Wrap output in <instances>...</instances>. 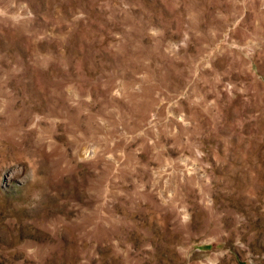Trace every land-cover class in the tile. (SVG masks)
<instances>
[{
	"label": "rangeland",
	"instance_id": "obj_1",
	"mask_svg": "<svg viewBox=\"0 0 264 264\" xmlns=\"http://www.w3.org/2000/svg\"><path fill=\"white\" fill-rule=\"evenodd\" d=\"M0 264H264V0H0Z\"/></svg>",
	"mask_w": 264,
	"mask_h": 264
}]
</instances>
